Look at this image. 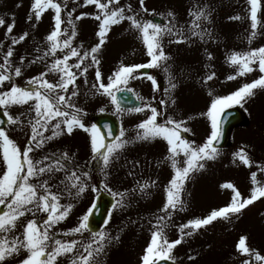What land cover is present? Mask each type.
Here are the masks:
<instances>
[{
    "label": "snow or ice",
    "instance_id": "obj_1",
    "mask_svg": "<svg viewBox=\"0 0 264 264\" xmlns=\"http://www.w3.org/2000/svg\"><path fill=\"white\" fill-rule=\"evenodd\" d=\"M250 5V27L252 32L248 37L249 43L258 34V28H264V20L258 17L261 10V0H247ZM84 5H95L97 13L94 19L99 22L97 36L99 42L90 49H83V45L73 47V40L77 36V21L83 13L73 19V12H67L66 21L62 19V12L67 9L68 0H33L28 22L39 21L43 14L51 9L54 10V30L47 35L48 48L42 56H37L28 64L43 61L46 57H53L52 63L47 65V71L30 78L26 83L29 87H20L13 81V75L20 77L27 66L26 56L19 59V65L13 64L14 45L24 42L29 37V32L25 31L18 37L11 36V45L7 47L3 54V62L0 63V110L7 120L0 119V125L7 123L9 129L0 127V264H6L8 259L16 258L21 253H26L18 264H57L61 256H70V264H103L101 256L106 254V249L114 241L119 240V236H112L106 231L110 221V214L103 223L105 229L96 231L90 226V218L95 215L93 209L97 207L93 203L87 211L79 217L77 226L71 228L62 235L73 237L76 234L83 236L85 232L90 234L88 242L77 239L63 240L58 238L60 233L54 231L56 226L67 219L76 206L73 201L82 198L83 194L91 187L97 191L95 185H91L92 174L90 169L94 164L100 165V172L103 174L105 183L104 189L108 191L115 204L113 209L127 207L126 201L136 191L147 193L155 184L148 181L140 183L137 181V188L128 191H114L109 187L108 181L111 175L110 169L116 161H119L123 151L129 144L137 141H154L161 138L166 141L168 155L165 161L170 163L174 170V175L170 179L166 189V203L160 210L164 215L156 216V223L153 225L149 245L142 256V264H160L161 261H171L175 264L176 258L173 250L180 245L185 238L193 236L202 228L213 224L218 219L230 220L233 215H239L247 206L255 201L264 198V183L257 179V172L251 173V180L255 187L248 198H242L241 192L232 183H225L222 187L231 189L233 195L231 202L219 209H214L205 217H197L188 220L179 226L180 236L174 241H170L166 229L169 221L172 220V213L184 211L186 202L182 198L186 182L194 172L206 169L207 163L215 161L221 155L218 147L223 136L222 125L227 115L226 110L235 105L243 107L246 98L253 96L255 89H264V75L255 79L251 83H244L237 90L228 95H214V91L209 89L208 95L212 96L209 107L205 112L200 113L206 117L210 123V132L202 144L185 138L183 134L190 133L192 129L188 126L193 117L187 119H176L173 116H166V113L158 110L151 103L142 104L139 107L123 108L118 93L133 92L128 87L131 79H138L139 69H151L163 67V71L168 74L169 89L165 93L169 95L171 104L175 105L176 100L172 98L171 92L177 87L174 82L176 77L171 71V65L167 63L171 58L166 54L163 47L165 35H178L176 42H184L185 30L177 28L173 23L175 13L169 10L166 15L169 23L162 25L155 23L152 19H144L141 13H148L145 0H139V10L131 4L120 6V0H84ZM20 7V5H17ZM212 8L205 5H195L189 10V15L193 17L191 26L187 31L195 37L203 40L211 37V30L206 25L212 24ZM155 13V10H152ZM229 19L241 20L243 17L237 15ZM129 22L130 30L137 31L146 47V54L150 57L148 63L125 65L121 63L112 75L104 80L101 71V59L99 53L108 39V33L113 25H118L124 21ZM67 23L68 28L62 29V24ZM6 20L0 16V26H5ZM16 26L15 16H12L11 23L7 24L6 34H12ZM35 27V23H33ZM69 28L71 32L69 33ZM61 37H65L61 39ZM0 50H4V45L0 43ZM66 50V51H65ZM37 52L41 49L37 48ZM63 52L62 58H57V53ZM71 58H76L74 63H69ZM212 60L213 56L208 55ZM228 60L237 69L236 75H229L228 80L236 79L237 76H244L253 72V65H258V70L264 73V46L243 52H233ZM85 61H90L85 63ZM90 68L95 69V82L91 84L90 91L93 95L100 94L110 98L115 105L116 112L123 114L125 111L131 113H141L146 109L150 115L136 125L137 132L134 138H125L126 133L120 130L119 136L111 143L107 142L96 124L87 126L84 117L87 112L78 106L77 98L81 95L77 80L83 76L84 82L88 83L87 74ZM75 70V71H74ZM59 73V80L50 82L46 77L49 73ZM147 79L152 81L154 88L159 85L155 77L145 73ZM216 76L215 72L207 75L203 81L207 84ZM5 82H8L7 85ZM137 100L143 101V97L136 95ZM166 105L168 101L159 102ZM28 105L25 111L19 115L11 112L13 106ZM104 111L103 108L100 109ZM19 129L21 132L27 130L29 139L21 145L19 141L12 137L11 132ZM76 129H82L90 133L91 158L85 162L86 167L75 164V155L63 151L59 156L43 155L37 158L36 152L44 148L46 143L62 136L71 135ZM50 135H45L47 132ZM111 130L108 135L111 136ZM243 165L252 167L253 160L249 153L241 148L234 154ZM183 157V160L180 158ZM53 161V162H48ZM138 162H133L135 168ZM71 165H75L71 167ZM264 171V166H261ZM63 172L64 178L59 180V184L54 181L57 173ZM129 171V175H132ZM56 191H53V189ZM68 199V203L61 201ZM38 213H44L37 219ZM31 214L32 218L23 220ZM19 232V234H17ZM79 246V247H78ZM82 248L83 251H79ZM237 252L246 257L241 264H253V261L264 264V255L252 248L248 243L247 236H241L237 244ZM189 259L195 257L189 256Z\"/></svg>",
    "mask_w": 264,
    "mask_h": 264
},
{
    "label": "rangeland",
    "instance_id": "obj_2",
    "mask_svg": "<svg viewBox=\"0 0 264 264\" xmlns=\"http://www.w3.org/2000/svg\"><path fill=\"white\" fill-rule=\"evenodd\" d=\"M258 17L264 20V0ZM33 0H0V16L6 20L5 26H0V43L4 45V50H0V63L3 62V54L7 47L11 45V36L18 37L23 32H29V37L20 44L14 45V56L12 58L15 66L19 65V59L26 56L27 65L20 77L13 75V81L20 87H29L27 81L47 71V65L52 63L53 57H46L43 61L28 64L37 56H42L48 48L47 35L54 30V10H47L39 21L28 22L30 8ZM131 4L139 10V0H120V6ZM209 5L212 12V24L206 25L211 32V37L201 40L192 36L187 29L191 26L193 17L189 15V10L195 5ZM20 5V7H17ZM148 13H141L144 19L148 17H161L165 24L169 23L166 14L169 10L175 13L173 23L177 28L185 30L186 39L184 42H176L180 39L178 35H165L163 47L170 60L171 71L176 77L177 87L171 92L172 98L176 100L175 105L171 104L169 95L165 93L169 89L168 74L163 71V67L151 68L150 74L155 77L158 85L163 84L158 89L154 88L152 81L147 76L139 75L138 79H131L128 87L133 89V93L139 94L144 99L142 104L151 103L158 110L166 113V116H173L176 119H187L188 126L192 129L186 133L187 137L196 144H202L209 132L210 123L206 117L200 115L205 112L210 105L212 96L208 95L209 89L214 91V95H228L237 90L244 83H251L255 79L264 75L258 70V65H253V72L244 76H237L236 79L228 80L229 75H236L237 69L230 64L228 57L233 52H243L258 49L264 46V28H258V34L249 43L248 37L252 29L250 27V5L247 0H145ZM73 12V19L83 13L77 21V36L73 40V47L83 45V49H90L99 42L97 36L99 22L94 19L97 9L95 5H84V0H68L67 9L62 12V19L66 21L67 12ZM155 10V13H152ZM15 16L16 26L12 34H6V27L11 23L12 16ZM241 16L243 19H229V17ZM35 23V27H33ZM164 24V25H165ZM68 28L67 23L62 24V29ZM71 29L69 28V33ZM65 37H61L63 39ZM28 48L26 47L27 45ZM26 45V46H24ZM30 47V48H29ZM34 47V48H31ZM41 51L37 52L36 49ZM66 51V50H65ZM63 52L57 53V58H62ZM213 56L212 60L208 55ZM101 59V71L105 82L107 77L119 68L121 63L125 65L148 63L150 57L146 54V47L137 31L130 30L129 22L126 20L121 24L113 25L108 33V39L98 54ZM76 58H71L69 63H74ZM90 61H85L89 63ZM75 71V70H74ZM216 73L215 78L205 84L203 81L207 75ZM50 82L59 80V73H49L46 77ZM81 76L77 80L81 95L77 98L78 106L84 108L87 116L84 122L91 126V118L97 114H109L114 116L119 124L120 130L126 133L125 138H134L137 132L136 125L150 115L146 109L144 112H124L117 113L110 98L105 95L95 94L90 91L91 84L95 82V69L90 68L87 74L88 83L84 82ZM6 85L8 82H5ZM254 95L246 98L243 107L239 106L246 114L248 124L232 132L230 137V147L220 151L221 155L215 161L207 163L206 169L191 174L190 179L185 184L182 198L186 202L184 211L172 213V220L166 229L170 241L179 238V226L188 220L205 217L214 209L227 206L231 202L233 192L231 189L222 187L225 183H232L241 192L242 198H248L255 185L251 180V173L257 172V179L264 183V89H255ZM168 101L166 105L159 102ZM28 105L13 106L11 112L19 115L25 111ZM104 111L101 112L100 109ZM6 129H9L7 125ZM260 130V131H259ZM262 130V131H261ZM51 132L45 133L50 135ZM11 135L23 145L29 134L25 132L12 131ZM244 148L253 160L252 167L243 165L238 158L234 161V153ZM63 151L75 155V164L86 167L85 162L91 158L90 133L82 129H76L71 135H62L48 143L43 149L36 152L37 158L43 155L59 156ZM168 155L166 141L157 138L154 141H137L129 144L123 151L119 161L113 163L109 170V187L114 191H128L137 188V181L144 183L148 181L155 184L150 187L147 193L136 191L129 198L127 207L111 210L110 221L106 231L112 236H119L118 241H114L106 249V254L101 256L103 264H142V256L146 247L150 243L153 225L156 223L157 215H164L160 210L166 203V189L170 179L174 175V170L170 163L165 161ZM183 160V157L180 158ZM53 162V161H48ZM133 162H138L135 168ZM75 165H71L74 167ZM100 165L94 164L90 169L92 174L91 185H95L97 191L90 187L82 198L73 201L75 207L69 217L60 222L54 231L60 233L58 238L63 240L77 239L88 242L90 235L85 232L83 236L76 234L73 237H65L62 234L77 226L79 217L93 204L94 198L99 191L112 196L103 187L105 180L100 172ZM132 171V175H129ZM54 181L59 184V180L64 178V173H57ZM53 191H56L54 188ZM68 203V199L61 201ZM46 216L38 213L37 219ZM32 218L31 214L23 218L24 221ZM105 229V226L104 228ZM19 234V232H17ZM241 236L248 237L249 245L264 255V198L255 201L252 205L242 210V213L233 215L230 220L218 219L206 228L200 229L193 236L185 240L173 250L176 264H241L246 257L237 252V244ZM79 247V246H78ZM79 251H83L79 248ZM26 253H21L19 257L8 259L6 264H18ZM70 256H61L57 264H70ZM189 256L195 259H189ZM253 264L259 262L253 261Z\"/></svg>",
    "mask_w": 264,
    "mask_h": 264
},
{
    "label": "water",
    "instance_id": "obj_3",
    "mask_svg": "<svg viewBox=\"0 0 264 264\" xmlns=\"http://www.w3.org/2000/svg\"><path fill=\"white\" fill-rule=\"evenodd\" d=\"M152 19L155 23L162 24L161 19L154 17L149 18ZM140 72L142 74L148 73V69H141ZM121 100V107L127 109L130 107H139L140 104L137 101L136 97L131 92H125V93H118L117 94ZM227 115L224 117V124L222 125L223 129V136L221 137L218 147H224L227 144L228 137L230 134V131L238 126H243L245 123V118L241 111L237 108L226 111ZM0 119H3L6 121L5 117L0 111ZM94 124L97 125V127L100 129L101 133L105 136L107 139V142H113L115 138L118 135V124L117 121L107 115H100L93 118ZM6 123L4 125H0V127H5ZM109 130H111V136L108 135ZM97 207L93 209L95 215L90 218V226L93 230L98 231L100 226L103 224V221L106 218L108 209L112 206L113 200L109 198L107 195L99 194L94 202ZM160 264H172L169 262H161Z\"/></svg>",
    "mask_w": 264,
    "mask_h": 264
}]
</instances>
